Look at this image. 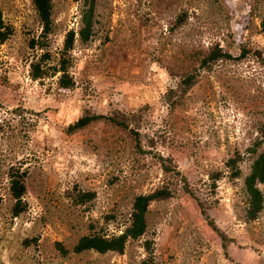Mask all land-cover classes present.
<instances>
[{"label":"rangeland","instance_id":"obj_1","mask_svg":"<svg viewBox=\"0 0 264 264\" xmlns=\"http://www.w3.org/2000/svg\"><path fill=\"white\" fill-rule=\"evenodd\" d=\"M79 8L80 0H52L48 63L65 32H76ZM181 12L185 25L171 30ZM0 14L11 28L0 43V263L137 264L149 241L151 264H264V185L262 209L250 222L240 215V178L222 176L209 186L211 172L243 153L264 121V0H93L91 34L85 42L75 34L70 49L69 89L58 88L55 76H28L35 50L27 41L39 31L30 0H0ZM215 41L230 55L243 48L244 56L199 71L169 103L166 89L184 58ZM85 111L117 116L127 128L97 121L66 133ZM158 157L179 175L164 174ZM10 166L26 171L25 209L16 216ZM246 166L240 163L242 174ZM166 180L171 196L148 205L144 235L126 241L121 253L55 249L56 241L70 249L90 223L118 233L132 196ZM78 189L93 198L75 204ZM208 221L225 235L224 248Z\"/></svg>","mask_w":264,"mask_h":264},{"label":"trees","instance_id":"obj_2","mask_svg":"<svg viewBox=\"0 0 264 264\" xmlns=\"http://www.w3.org/2000/svg\"><path fill=\"white\" fill-rule=\"evenodd\" d=\"M31 8L35 22L39 26L37 34L32 35L28 41V48L35 50L31 60L28 63V76L32 80H41L45 77L55 76V84L60 89H69L73 85L72 76L69 73L71 64L70 49L73 45L74 35L81 42L87 41L91 34L92 20H93V0H80V8L78 11V28L76 32L73 29H68L62 41V46L59 49L54 63H48L50 59V52L47 49L48 36L52 28V0H30ZM185 13H179L172 26L171 30L180 28L185 25ZM261 31H264V18L260 21ZM239 40L240 26L236 25ZM11 33L9 25L5 24L1 19L0 14V43L8 38ZM237 34V32H236ZM245 50L234 55L222 48L216 41L197 48L191 49L189 55L184 58L185 67L176 74L179 75L178 79L174 82L172 88L166 89V98L172 105L177 103L187 90L196 82L197 75L201 70H208L212 64L219 60H238L244 56ZM102 121L110 123L120 129L125 130L127 124L124 119H120L114 115H105L101 113L83 112L74 120L70 121L64 127L66 133L83 129L88 124ZM256 135L243 148V153L235 152L233 156L227 157L223 161V166L220 170L213 171L209 175V186L212 189L215 187L216 179L226 176V178L234 180L240 178V193L241 205L240 215L242 220L250 222L254 220L263 206V194L258 188V184L264 185V121H260L255 126ZM128 133L136 148H139L137 133L128 129ZM159 165L164 174L174 172L179 175V171L174 170L172 166L165 161L166 159L158 157ZM247 162V170L242 174L240 163ZM26 175L25 169L19 167H8L6 171L7 189L8 193L13 199L11 205V215L16 216L18 213L25 209V204L21 200L25 191L24 178ZM182 180V189L193 194L187 187L184 177L180 175ZM172 194L171 183L169 181H162L159 185L155 186L148 192L134 194L129 202L127 216L123 221V227L118 233H106L102 229L95 230L93 225L88 224V231L75 238L70 249L65 248L61 242L54 243L55 249L61 254L65 255L68 251L73 253H80L83 251L92 250L98 253L114 252L121 253L124 249L126 241L130 239H137L144 235L147 229V211L148 205L154 201H161ZM94 196L91 190H76L74 194L75 204H85L89 202ZM199 206L200 203H197ZM203 212V208H201ZM212 229L220 237L221 245L225 247V235L211 222L208 221ZM144 250L147 256L141 259L137 264H151V247L149 241H144ZM3 264V263H0Z\"/></svg>","mask_w":264,"mask_h":264}]
</instances>
